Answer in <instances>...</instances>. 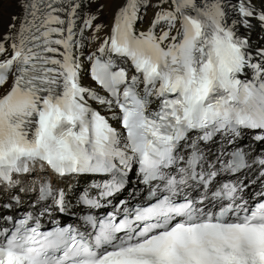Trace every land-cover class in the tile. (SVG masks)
<instances>
[{"label":"snow or ice","instance_id":"1","mask_svg":"<svg viewBox=\"0 0 264 264\" xmlns=\"http://www.w3.org/2000/svg\"><path fill=\"white\" fill-rule=\"evenodd\" d=\"M12 2L21 11L0 32V185L37 166L60 177L112 174L103 197L137 166L143 183H159L154 203L84 217L92 231H42L31 213L0 225V264H264V191L250 204L243 186L214 182L220 170L246 167L245 154L225 161L221 149V168L209 162L217 140L264 132V47L253 50L247 36L251 0H123L90 67L76 37L95 15L79 28L73 0ZM85 68L98 88L83 83ZM50 195L43 184L40 199ZM55 204L68 211L62 191Z\"/></svg>","mask_w":264,"mask_h":264},{"label":"bare ground","instance_id":"2","mask_svg":"<svg viewBox=\"0 0 264 264\" xmlns=\"http://www.w3.org/2000/svg\"><path fill=\"white\" fill-rule=\"evenodd\" d=\"M73 2L79 3L81 5V7L77 10L79 19H77L76 21L77 26L79 28H83V21L89 16L95 15L97 17V19L93 21L92 28H84L83 34L78 35L76 37L78 40H80L81 44L83 45L82 49H77V54L84 61V64L90 67V62L87 60V57L96 50V47L109 34V30L113 23L114 15L118 10V5H122L123 0H73ZM92 2H94V4H91ZM251 2L257 12V19L253 20L254 27L247 32V36L250 39L252 49L255 50L258 47H264V25H261L257 22L261 9H264V0H251ZM20 11V8L17 6L16 3L12 2V0H5L3 9L0 10V32H3L6 29L10 17L14 14L20 13ZM153 11L154 10L151 8L147 9V14L145 15L146 18H144V22L138 25V27L145 28L147 26L150 18L153 15ZM97 24L103 25V28L100 30L99 33L95 31V25ZM84 72L85 75L83 83L86 86L90 85L92 87H96L95 84H93V82L91 81L90 76L88 75L87 68L84 69ZM90 103L94 108L98 107L94 102L90 101ZM110 123L116 126L118 125V123H115L114 120H110ZM226 148L227 147L223 142H217L216 146L213 147L214 155L210 158V162H213L215 160V155L220 154L221 149ZM38 178H43L47 182H52L51 173L32 172L28 175L27 183L33 186L34 182L38 180ZM68 178H70L68 180L72 184L71 187L68 186V184H66V181L63 180H55L54 184L66 188L70 194V199L74 198V194L78 188L85 187L86 189H88L89 187V178L87 177L69 176ZM134 178L135 176L131 175V180H133ZM130 187L132 188L133 186L131 185ZM1 189L2 191H0V203L1 200L11 196L12 194V190H5L4 187H2ZM136 189L139 190L141 189V187L137 186ZM122 196H124V194ZM123 199H125V197H123L122 200Z\"/></svg>","mask_w":264,"mask_h":264},{"label":"rangeland","instance_id":"3","mask_svg":"<svg viewBox=\"0 0 264 264\" xmlns=\"http://www.w3.org/2000/svg\"><path fill=\"white\" fill-rule=\"evenodd\" d=\"M91 4H94V2H92ZM96 4H97V3H96ZM96 4H95V5H96ZM95 5H94V6H95ZM144 18H146V16H145Z\"/></svg>","mask_w":264,"mask_h":264}]
</instances>
